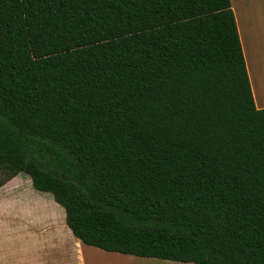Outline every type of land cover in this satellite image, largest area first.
<instances>
[{
  "label": "trees",
  "instance_id": "trees-1",
  "mask_svg": "<svg viewBox=\"0 0 264 264\" xmlns=\"http://www.w3.org/2000/svg\"><path fill=\"white\" fill-rule=\"evenodd\" d=\"M0 167L84 244L264 264V107L231 0H0Z\"/></svg>",
  "mask_w": 264,
  "mask_h": 264
},
{
  "label": "crops",
  "instance_id": "crops-1",
  "mask_svg": "<svg viewBox=\"0 0 264 264\" xmlns=\"http://www.w3.org/2000/svg\"><path fill=\"white\" fill-rule=\"evenodd\" d=\"M247 1L243 0L242 2L244 7L243 12H241L240 5L237 2L232 3L231 0V3L243 46L255 104L258 108H263L264 0L252 4H248ZM252 7L253 11L249 12ZM258 83L260 84V93L263 96L258 92ZM30 187H33L31 178L23 175V173H19L0 184V205L6 199L19 203L21 208L17 209V211L20 214L19 219L23 223L24 230L25 232L27 231L26 238H32L38 247L36 252L21 254V264H97L100 262L107 264V260L119 263L137 260L144 264H193L169 259L139 257L120 252H109L84 244L73 235L67 224L65 225L66 214L65 216L62 214V218L65 220H60L58 214L60 209H51L50 215L32 211L33 208H45L44 205L46 204L50 206L52 202L49 196H39L32 201L25 200L24 190L29 189L31 191L34 188ZM63 234L65 236H62Z\"/></svg>",
  "mask_w": 264,
  "mask_h": 264
},
{
  "label": "rangeland",
  "instance_id": "rangeland-1",
  "mask_svg": "<svg viewBox=\"0 0 264 264\" xmlns=\"http://www.w3.org/2000/svg\"><path fill=\"white\" fill-rule=\"evenodd\" d=\"M263 0H248V4H252L255 2H260ZM240 5L241 12L244 11V7L242 5L243 0H232V3H236ZM253 11V7L249 12ZM260 84L258 83V92L260 95L263 96V94L260 93L259 90ZM23 175H27L23 173ZM28 176V175H27ZM7 177V174L3 168L0 167V182L5 180ZM28 178H30L28 176ZM33 188V187H30ZM39 196H49L52 203H50V206L48 204L44 205L45 208H33V212L42 213L50 215L51 209H60L58 211L59 218L62 220L63 215L65 216V209L57 203L51 193H43L35 190L34 188L31 189H25L24 190V199L25 200H34ZM19 203H16L15 201H6L3 202V204L0 205V264H21L20 255L23 253H29V252H36L37 251V244L33 242L32 238H26V232L24 230V226L22 221H20L17 209H20ZM35 218V217H34ZM33 218V219H34ZM25 219V217H24ZM65 220V219H63ZM65 223V222H64ZM66 225V223H65ZM68 228V227H67ZM44 231V230H42ZM62 236H65L64 234ZM101 255V254H98ZM102 261V260H101ZM107 264H144L137 260L135 261H124L122 262H114L112 260H107ZM97 264H103V262L97 263Z\"/></svg>",
  "mask_w": 264,
  "mask_h": 264
}]
</instances>
